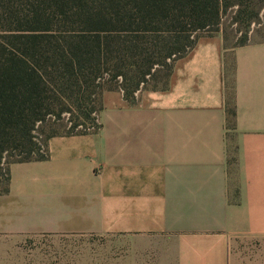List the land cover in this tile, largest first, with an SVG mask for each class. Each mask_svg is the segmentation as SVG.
Returning a JSON list of instances; mask_svg holds the SVG:
<instances>
[{
  "label": "crops",
  "instance_id": "0c3cea01",
  "mask_svg": "<svg viewBox=\"0 0 264 264\" xmlns=\"http://www.w3.org/2000/svg\"><path fill=\"white\" fill-rule=\"evenodd\" d=\"M101 107L99 130L9 166L0 235H117L119 264H264V38L202 36L164 90Z\"/></svg>",
  "mask_w": 264,
  "mask_h": 264
},
{
  "label": "trees",
  "instance_id": "16d2710c",
  "mask_svg": "<svg viewBox=\"0 0 264 264\" xmlns=\"http://www.w3.org/2000/svg\"><path fill=\"white\" fill-rule=\"evenodd\" d=\"M223 8L224 0H0V166L7 157L16 158L9 166L43 161L48 139L99 130L98 88L129 104L164 90L198 34L218 31ZM153 82L163 87L149 89ZM63 116V134L36 141L37 126ZM5 174L0 195L9 192Z\"/></svg>",
  "mask_w": 264,
  "mask_h": 264
},
{
  "label": "rangeland",
  "instance_id": "374dc122",
  "mask_svg": "<svg viewBox=\"0 0 264 264\" xmlns=\"http://www.w3.org/2000/svg\"><path fill=\"white\" fill-rule=\"evenodd\" d=\"M215 33L223 35L227 47L264 38V0H224L218 31L201 32L198 36ZM162 87V83L153 82L149 89ZM96 92L102 95L108 91L98 88ZM95 98L98 100L99 95ZM63 118V122L52 120L37 126L36 141L45 143L49 136L63 134L64 127L70 125L68 117ZM95 122L100 124L99 119ZM15 159L7 157L0 166V192L5 188L8 162ZM124 245L125 241L117 235H0V264H119V257L127 251Z\"/></svg>",
  "mask_w": 264,
  "mask_h": 264
}]
</instances>
